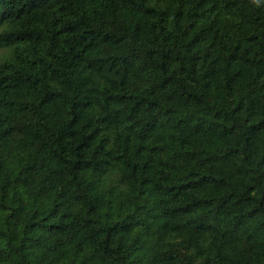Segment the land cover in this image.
Returning <instances> with one entry per match:
<instances>
[{"label": "clouds", "instance_id": "clouds-1", "mask_svg": "<svg viewBox=\"0 0 264 264\" xmlns=\"http://www.w3.org/2000/svg\"><path fill=\"white\" fill-rule=\"evenodd\" d=\"M56 2L0 0V264H264V0H77L119 44L23 96Z\"/></svg>", "mask_w": 264, "mask_h": 264}, {"label": "trees", "instance_id": "trees-1", "mask_svg": "<svg viewBox=\"0 0 264 264\" xmlns=\"http://www.w3.org/2000/svg\"><path fill=\"white\" fill-rule=\"evenodd\" d=\"M39 2H41V0H32L31 7H38L37 3ZM52 7L53 15L56 17L51 22L52 26L55 29L53 36L47 40V48H45L42 52L38 51L36 53V58L30 61L32 68H37L39 65L45 63L48 64V68H42L40 70V75L36 76L35 78H33L31 74H25L23 83L30 85L32 91L30 93L28 89H25L23 92V96H28L35 92L36 87L40 85L41 77L46 71H55L54 66L51 64V61L55 60L56 57L51 51L48 50V48L53 47V39L67 46L68 51H72L73 47H75L79 50V52H83L85 55H87L88 52L92 51L93 49H98L99 42L111 44L113 47L120 42L119 39H111L112 33H100L90 25L86 24L85 18L80 13V9L77 5V0H57L56 4ZM29 10L31 11V9ZM15 15L16 19L19 20V18L24 15L23 10L17 12ZM10 16L11 13H8V15L5 16V19H8ZM37 23H40V21H37ZM189 27H191V25H189ZM29 35H31V33H29ZM43 36V31L37 32V44L44 43ZM46 95L47 94H45V97L40 100L41 104L45 102ZM15 103L16 101L3 100L0 101V106L4 108H10ZM75 119V117H72V121H75ZM69 127L71 128L72 124H70ZM73 134V132H68L67 136L61 137L58 135L56 139L60 140L63 138L70 140ZM78 148L79 145H77V149ZM200 179H203V177H201ZM186 183L193 184L197 183V181L188 180ZM186 187L188 186H185V184L183 183L168 186V194L172 197V207L171 209H166V211L170 210L172 212H175L178 217L191 216L199 219L200 217L196 216V213L201 211V204L207 205L210 204L211 201L204 199V196L208 195L207 193H204V196H202L201 200L199 201L195 199H189V193L198 191V189H187ZM220 199L223 198L221 197ZM253 211H255V209H253ZM49 215H51V213H49ZM221 215H223V212L221 213ZM246 215L250 214L246 213ZM33 216H36V213H33ZM44 219L47 220V217H44ZM233 219L235 220L236 217L233 216ZM191 222L192 221L190 220L189 223ZM36 223H39V220H37ZM197 227H199V224H197ZM66 247L71 246L69 245Z\"/></svg>", "mask_w": 264, "mask_h": 264}]
</instances>
